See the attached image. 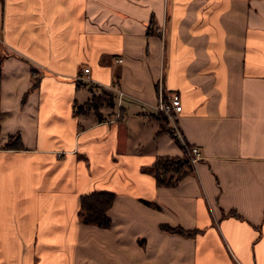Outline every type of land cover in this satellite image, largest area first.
<instances>
[{"label": "crops", "instance_id": "obj_1", "mask_svg": "<svg viewBox=\"0 0 264 264\" xmlns=\"http://www.w3.org/2000/svg\"><path fill=\"white\" fill-rule=\"evenodd\" d=\"M0 40V264H264V0H0Z\"/></svg>", "mask_w": 264, "mask_h": 264}, {"label": "trees", "instance_id": "obj_2", "mask_svg": "<svg viewBox=\"0 0 264 264\" xmlns=\"http://www.w3.org/2000/svg\"><path fill=\"white\" fill-rule=\"evenodd\" d=\"M1 58V57H0ZM164 120L167 121L165 117ZM193 167L186 154L182 156L160 155L155 158L151 168L156 178V183L173 184ZM114 192L108 190H93L83 193L79 198L78 214L84 223L95 224L100 227H107L111 220L107 215V210L114 199ZM165 229L180 231L184 234H192L193 230H180L164 225Z\"/></svg>", "mask_w": 264, "mask_h": 264}, {"label": "built area", "instance_id": "obj_3", "mask_svg": "<svg viewBox=\"0 0 264 264\" xmlns=\"http://www.w3.org/2000/svg\"><path fill=\"white\" fill-rule=\"evenodd\" d=\"M117 61L121 60V58H117ZM83 73L87 74L89 72V67H83ZM86 81H91L90 77L86 76ZM119 96L122 95V92L120 91ZM156 111L164 114L167 118L173 121V119L181 112L182 110V104L180 101V98L174 94V93H165L162 89L159 90L158 99L156 103ZM174 124V136L177 137V139L184 145L186 148V155L190 159L191 162L195 163L198 158H200V150L199 147L196 145H190L186 144L180 133L175 127Z\"/></svg>", "mask_w": 264, "mask_h": 264}, {"label": "rangeland", "instance_id": "obj_4", "mask_svg": "<svg viewBox=\"0 0 264 264\" xmlns=\"http://www.w3.org/2000/svg\"><path fill=\"white\" fill-rule=\"evenodd\" d=\"M1 45H2V43H1V40H0V55L2 54L1 53V51H2ZM112 88L114 90H117L118 92H120V90L116 89V84H113ZM96 92H97V94L92 95V98H91L90 102L86 106H84V107H86V109H93V108H95L97 106V104L108 103V102L110 103L111 102V96L112 95H111V93L107 92V89H105V90L104 89H100V90H97ZM158 94H159V91H158ZM157 99H158V97H157ZM156 103H157V101H156ZM156 103H155V106H156ZM157 115L160 117V119H162V118L164 119L166 117L164 114H162L160 112H157ZM167 119L169 120V118H167ZM188 146H190V145H188ZM182 147H183V150H184V154H186V148L184 147V145H182ZM191 163L194 164L193 162H191Z\"/></svg>", "mask_w": 264, "mask_h": 264}]
</instances>
